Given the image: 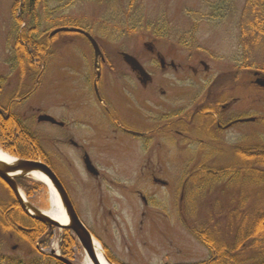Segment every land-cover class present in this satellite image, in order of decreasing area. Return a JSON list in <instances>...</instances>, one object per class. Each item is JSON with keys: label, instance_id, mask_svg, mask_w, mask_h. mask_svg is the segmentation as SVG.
<instances>
[{"label": "rangeland", "instance_id": "1", "mask_svg": "<svg viewBox=\"0 0 264 264\" xmlns=\"http://www.w3.org/2000/svg\"><path fill=\"white\" fill-rule=\"evenodd\" d=\"M245 1L44 0L40 3L37 13L42 23L40 28L43 32L48 25H51L50 23L60 19L74 22L79 28L89 32L96 39L104 55L109 56L113 65H118L122 73L124 64L120 58L115 57L121 52L137 57L141 62H145L146 67L154 70V62L146 54L147 50L144 48L147 42L152 43L156 50L167 56L168 59H173L184 69L189 65L202 72V67L199 64L202 61L209 70V78L224 77L223 84H228L229 88H236L229 96L241 97L242 103L237 106L244 109L243 116L264 118V90H260L252 84L253 88L248 87L253 79L249 71L264 70V37L242 36L243 30H249L246 24L253 20L254 14L250 13L251 10L264 18V0L251 1L249 9L246 11L244 10ZM15 2L16 0H0V77H5L3 79L4 87L7 86V81L14 82L17 78V74L10 73L11 70H9L13 65L15 50L19 47L16 46L19 43L18 33L23 31L22 26L17 30L16 23H14V18L19 17V10L14 16L12 13ZM51 10L55 11L51 12ZM41 36L44 37V35ZM37 38L36 40L40 44L42 43V46L49 44L51 47L52 56L47 59L42 75L48 78L44 80V83L47 81L45 86L50 88L51 93L55 96L53 102L59 100L60 103L61 98L58 92L63 86L61 73L67 72L64 70V66L66 64L72 66V62L78 65L81 62L86 64L91 56V48L88 42L79 35L59 34L51 42H46L41 37ZM21 47L29 50L24 44ZM244 54L248 56L247 59H244ZM242 61L252 65L254 69L245 70L237 76V68H240ZM109 73L107 69H104L107 82L112 80ZM154 73L155 76L159 74V72ZM262 73L264 74V72ZM200 78L202 79L203 76ZM180 79L176 86L180 90L181 104H187L190 98H197L203 90H206L205 78L202 81L199 78L192 80L181 75ZM81 81L78 82L80 86L77 90L80 91V94L77 97L84 99L85 106L75 109L71 105L73 102L68 100L70 109L66 118L69 120L71 117L85 119L88 114H92L96 122H105L103 117L96 114L95 104L88 99L87 90L84 91L87 84ZM112 81L117 82L118 80L113 79ZM215 86H220V83ZM54 89L59 90L57 92ZM46 108L47 112L59 117L63 112L60 113L61 109L56 105L53 107L51 101L47 103ZM23 124L26 128L37 131L40 137H55L62 134L60 129L49 124H36L35 128L34 121H26ZM10 128L14 137L18 138L19 134L11 126ZM71 128L79 136L87 133L82 126H71ZM236 129L243 131V134L241 132L237 134L233 130L228 131L227 153L219 155L214 152L211 155L212 158L208 160L209 168L206 169L208 173L219 172L225 162L232 163L235 159V147L254 148L253 146L264 144V120L260 126L256 124L239 125ZM155 138L157 141L163 139ZM164 140H166L165 144L174 142L172 136L164 137L163 143ZM139 145L140 143H138ZM169 148L171 153L174 152L172 146ZM88 151L91 157L96 160L95 149L90 147ZM70 152L66 148V153L77 155L74 151ZM139 152L140 150L136 148L131 153H126V157L123 154L118 155L116 159L123 162L122 164L118 161L115 165L111 164L110 169L104 167L101 169L103 175L106 176L105 172H107L114 180L116 195L125 199L123 206L126 208L133 206V209H140L145 214L144 219L137 216V224H139V220L143 221L142 233H130L128 230L127 233H124L126 236L128 234L135 235L134 239H130L131 243L128 238H125L127 244L124 247L127 245L128 249L122 246L123 242L120 243L121 245L115 243L113 245L115 247L112 246L115 251L114 253L111 250L112 255L124 264H192L206 260L209 251L191 236L186 225L184 226L182 223V217H185L183 221H187L188 226L193 225L200 229L207 225L210 218L224 225L226 211L229 208H234L235 204L243 200H245L246 208H252L255 203L262 201L261 197H264V189L259 193H257L259 189L256 192L252 191L255 188L251 187L249 181L243 179V175L242 179L232 175L228 178L219 177L215 179L214 183L205 180V184L201 178L195 182H192V178H190L183 185L180 178L184 174V168H182L184 166L181 164L163 172L157 171L156 175L167 181V185L155 186L147 178L136 174L137 164L131 165V162L134 163L140 154ZM188 155L184 154L182 159L187 158ZM59 159L60 156H54L53 165L58 176L62 177L63 168L59 164ZM139 160H141V155L136 162ZM199 161L192 159L190 163ZM68 167H71L72 170L69 171L64 166V181L70 188L77 215L86 229L98 237L101 242H104L105 234L89 224L92 207L88 201L87 193L83 190L84 185L79 186V179L87 180V177L83 176L85 174L80 169H76L75 164ZM185 169L189 170V168ZM193 171L190 170L186 174L190 173L193 176L199 173H193ZM24 179L33 182L29 176ZM196 182L198 183L194 184ZM190 184L192 186L189 188ZM185 185H187V192L184 188L183 198L180 202L182 194L180 189L182 190V186ZM136 192H141L144 198H147V207L141 206L142 201L138 199ZM24 198L44 213L50 212L53 208L51 194L46 186L43 190L35 193L31 199L25 195ZM8 199V195L0 186V201ZM151 208L154 210L158 208L159 212H164V218ZM178 210H181V215L177 213ZM135 211L133 210L132 214ZM137 218H134V215L125 217V225L127 224L129 231H132L135 225L139 226L136 223L133 225ZM129 223L131 224L129 225ZM120 227L122 226L120 225ZM62 231L52 228V237L48 247L40 248L39 252H36L26 243L10 235L9 232H3L0 228V264H45L42 255L48 256L51 250H55L56 254H59ZM85 257L86 254L77 242V246L73 248L72 259L69 261L73 264H82ZM48 264L55 263L50 261Z\"/></svg>", "mask_w": 264, "mask_h": 264}, {"label": "flooded vegetation", "instance_id": "2", "mask_svg": "<svg viewBox=\"0 0 264 264\" xmlns=\"http://www.w3.org/2000/svg\"><path fill=\"white\" fill-rule=\"evenodd\" d=\"M144 48L147 50L146 54L154 62V70L146 67L145 62H141L137 57L126 54L136 60L148 75L149 79L147 80H143L138 72L133 71L123 61L122 53L124 52L115 56L120 58L124 64V74L120 71L119 66L113 65L109 56L102 52L103 60H101L100 75L97 78L93 67L92 50L86 64L82 62L79 65L72 62V66L66 64L64 70L67 72L61 73L63 75L61 76L62 89L59 92L57 91L59 89H54L59 93L60 103L59 100L53 102L55 96L51 93L50 88L45 86L47 81L44 83V80L48 78L42 75L47 62V58L44 56L32 58V67L18 66L12 68L10 66V73H16L17 78L14 82L7 81L5 87L4 82L3 86H0V114L4 118L14 115L22 124L26 121H34V128L36 124L45 123L62 131V134L55 137H40L37 131H32L27 127L29 132L40 140L44 158L23 160L39 161L55 174L76 214L77 210L69 191L70 188L64 181V166L70 171L72 168L68 166L75 164L76 169H80L85 174L83 176L87 177V180L79 179V186L84 185L83 190L87 193L88 201L92 207L89 224L105 234L108 240L100 242L110 255H112L111 250L115 247L113 246L115 243L123 242L122 246L124 247L127 244L125 238H128L129 242L130 239L135 238L134 234L124 235L127 230L130 233H142L143 231L142 220H139L140 222L137 224L139 226L136 227L135 225V228L129 231L127 224L125 225V217L134 215L144 219L145 214L140 209H133V206L132 208L123 206L125 199L116 195L114 191L115 182L107 172H105L106 176L102 174V167L110 169L111 164L115 165L119 161L116 159L118 155L123 154L126 157V153H131L133 149L137 148L140 150V154L134 163L131 162V165L137 164L136 174L138 176L147 178L155 186H165L167 181L157 176L156 172H163L181 164L184 166L182 167L184 174L180 179L184 185L185 181L192 175L186 174V172L194 170L193 173H195L206 170L209 168L208 160L212 158L211 155L214 152L219 155L227 153L229 146L228 131L233 130L237 134L240 132L243 134V131L236 129L237 126L248 124L260 126L264 119L259 116H243L244 109L238 108L242 103L241 97L229 96L236 88H229L228 84H223L224 77L209 78V70L202 61L199 62L202 72L189 65L184 69L180 64H176L173 59H168L167 56L156 50L152 43H145ZM104 69L110 72L109 75L112 80L118 81L113 82L109 78L110 81L107 82ZM243 71L245 70L241 72ZM154 72H159V74L155 76ZM241 72L238 70L237 76ZM249 72L253 77L250 85L256 86L253 82L256 78L254 74L257 71L251 70ZM258 72L259 78L264 79V74ZM181 75L192 80L199 78L202 81L205 78L207 86L200 96L190 98L187 104L180 103V90L176 86V83L181 80ZM200 76L203 78L201 79ZM1 78L4 79L5 77ZM80 80L87 84L84 91L87 90L88 99L95 104L96 114L103 117L105 122H96L92 114H88L85 119L71 117L69 120L66 118L70 109L68 100L73 102L71 105L75 109L85 106L84 99L77 97L80 94V91L77 90L80 86L78 85ZM219 83L220 86L216 87L215 84ZM186 95L188 96L187 93ZM50 101L53 107L56 105L61 109L60 113L63 111L60 117L47 112L46 105ZM43 103L44 105H42ZM28 113L30 114L28 115ZM43 117H50L55 123L41 121L40 119ZM25 124L23 125L25 126ZM71 126H82L87 131L86 135H76V132L71 130ZM168 136H172L174 142L165 144L166 140H164L163 143L164 137ZM155 137L163 139L157 141ZM138 143H140L139 146ZM170 146L174 149L172 153ZM90 147L95 149L96 160L91 157L88 151ZM66 148L71 152H76L77 155L71 152V154L66 153ZM243 148L237 146L233 149L242 150ZM184 154L189 155L182 159ZM56 155L57 157L60 156L59 164L63 168L62 177H59L54 169L53 159ZM140 155L141 160L136 162ZM192 159L200 161L191 164L190 160ZM126 160L128 161V159ZM119 163L122 164L123 162L119 161ZM228 166L229 163L225 162L221 170H227ZM185 168H189V170ZM198 179L195 178L194 180L198 181ZM183 191L184 186H182V190L180 189L182 193L180 202L183 198ZM136 193L138 199L142 201L141 206L147 207V198H144L141 192ZM151 209L154 210V208ZM133 210L136 211L132 214ZM154 211L164 218V212H159L158 208ZM177 213L181 215V210H178ZM124 248L128 249L127 245Z\"/></svg>", "mask_w": 264, "mask_h": 264}, {"label": "trees", "instance_id": "3", "mask_svg": "<svg viewBox=\"0 0 264 264\" xmlns=\"http://www.w3.org/2000/svg\"><path fill=\"white\" fill-rule=\"evenodd\" d=\"M42 1L44 0H16L14 4L15 6L12 9L13 16L16 11L19 10V17L14 18V23H16L17 30L23 25V31L18 33L17 40L19 43L16 46L19 47L15 50L13 65H11L12 68L18 66L32 67L31 59L35 56H44V58L47 59L52 56L50 45L47 44L42 46V43L40 44V42L36 40L38 39L37 37L44 38L46 42H51L52 39L59 34L71 33L63 32L49 37L48 33L50 31L59 27H79L74 22H67L63 21L64 19H60L57 22L50 23L51 25H48L43 32L40 28L42 23L37 13L38 7ZM251 1L253 0L245 1V11L249 9L248 7H250ZM54 11L55 10H51V12ZM250 13L254 14L253 20L246 24L249 30H243L242 36L251 35L252 37H264V18L257 15L254 10H251ZM41 35H44V37ZM22 44L28 47L29 50L27 51L24 47H21ZM244 53L247 54L246 51H244ZM245 54L243 57L247 59L248 56ZM252 67V65L242 61L240 69L238 70L241 72L242 70L254 69ZM260 71L264 72L263 69ZM3 81V78L0 77L1 87L3 86ZM248 87L253 88L251 85ZM16 117L17 116L11 115L8 118H4L0 114V148L13 157L22 159L44 158L40 140L32 135ZM10 126L19 134L18 138L14 137ZM253 147L254 148L246 147L242 150H234L235 159L229 164L227 170H220L219 172L213 173H208L207 171L201 173L202 171H196L199 173L193 176L191 175L189 179L192 178V182H195V178H201L205 184V180H209V183H214L215 179L219 177L224 176L228 178L232 175L239 176L242 179L243 175V179L249 181L251 187L255 188L252 191L256 192L259 189L257 192L259 193L260 190L262 191L264 189V144H258V146L256 145ZM16 183L28 199H31L35 193L44 189V186L40 183L31 182L24 178L16 179ZM197 183L198 182L194 184ZM0 186L9 197L6 201H0L1 230L3 232H9L10 235L23 241L36 252H39L38 250L40 248L48 247L52 237V228L26 216L11 190L1 180ZM186 186L187 185H185L184 188H186L187 192ZM190 186H192V184L189 185V188ZM258 197H260L259 194ZM261 199H259L261 202L255 203L252 208L245 207V200L235 204L234 208H229L226 211V221L224 225L210 218L208 219L207 225L200 229L193 225L188 226L187 221H183L185 217H182V223L184 226L186 225L191 236L209 251V256L206 260L192 264H264V197H261ZM76 246L77 242L71 232L67 229L63 230L60 238V255L65 259L71 260L73 248ZM104 252L110 262L113 264H122L120 261L116 260L115 257L110 255L107 249H104ZM42 256L43 263L45 264H48L50 261H53L55 264H60L50 255Z\"/></svg>", "mask_w": 264, "mask_h": 264}, {"label": "water", "instance_id": "4", "mask_svg": "<svg viewBox=\"0 0 264 264\" xmlns=\"http://www.w3.org/2000/svg\"><path fill=\"white\" fill-rule=\"evenodd\" d=\"M58 32L78 33V34L83 35L88 40V42L90 43L92 47V51H93L94 72L96 73L97 78H98L100 75V63H101V60H103V56L94 38L89 33L81 29L73 28V27H62V28L55 29L50 33V35L53 36L54 34ZM122 59L133 71L138 72L140 76L143 77V80L149 79L148 75L142 70V68L136 62V60L132 58L130 55L126 53H122ZM254 75L259 76V73L255 72ZM254 83L257 86L264 88V79L256 78ZM40 120L55 123V121L50 117H43ZM12 159H13V162L11 163H7L3 160H0V179L12 191L22 211L27 216L33 218L34 220L40 223H43L44 225L48 227H55L59 230H64V229L70 230L72 234L75 236V238L77 239L84 253L90 259V261L93 264H100L97 254H96L95 247H94V240L92 236L90 235V233L88 232V230L80 222L76 212L72 208L70 201L67 195L65 194L64 189L62 188L55 174L46 165L40 163L39 161L23 160V159H18V158H12ZM88 170L91 171V169H88ZM35 174H39L42 177H44L49 182V184L52 186V188L55 190L56 194L58 195L59 201L64 209L66 217H67L66 224H60L58 221L48 216V214H45L44 212L38 210L37 208L32 206L28 201L25 200L24 195L18 188L15 180L18 178H24L29 175H35ZM32 180L46 185V183L41 180H34L33 178ZM51 255H53V257L62 264H73L71 261L65 258H62L59 255L54 254L53 251H51ZM102 255L104 259L108 263H110L105 257L104 253H102Z\"/></svg>", "mask_w": 264, "mask_h": 264}, {"label": "bare ground", "instance_id": "5", "mask_svg": "<svg viewBox=\"0 0 264 264\" xmlns=\"http://www.w3.org/2000/svg\"><path fill=\"white\" fill-rule=\"evenodd\" d=\"M0 160H3L7 163L13 162L12 156L3 152L1 149H0ZM29 177L33 178L34 180H41V181L46 183L47 187L49 188L50 194H51L52 206H53L52 210L50 212H47L46 214H48V216H50L51 218L58 221L60 224H66L67 223V217H66V214L64 212V209H63V207L59 201L58 195L56 194V192L52 188V186L49 184V182L39 174L29 175ZM94 247L96 250V254H97L99 263L100 264H110L104 259L103 255H102V251H101L97 242H94ZM82 264H93V263L90 261V259L86 255Z\"/></svg>", "mask_w": 264, "mask_h": 264}, {"label": "crops", "instance_id": "6", "mask_svg": "<svg viewBox=\"0 0 264 264\" xmlns=\"http://www.w3.org/2000/svg\"><path fill=\"white\" fill-rule=\"evenodd\" d=\"M132 218H133V217H132ZM132 218H131V219H132ZM134 218H137V216H134ZM137 220H138V218L135 220L136 224H137ZM135 222H133V223H135ZM131 223H132V222H131ZM131 223H130V224H131ZM105 239H106V241L108 240L107 237H106Z\"/></svg>", "mask_w": 264, "mask_h": 264}]
</instances>
